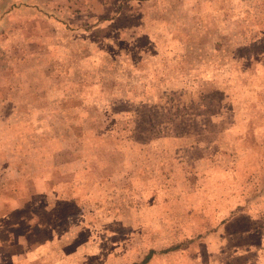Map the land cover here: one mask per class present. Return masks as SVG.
<instances>
[{
    "label": "rangeland",
    "instance_id": "374dc122",
    "mask_svg": "<svg viewBox=\"0 0 264 264\" xmlns=\"http://www.w3.org/2000/svg\"><path fill=\"white\" fill-rule=\"evenodd\" d=\"M176 244L264 264V0H0V264Z\"/></svg>",
    "mask_w": 264,
    "mask_h": 264
},
{
    "label": "trees",
    "instance_id": "16d2710c",
    "mask_svg": "<svg viewBox=\"0 0 264 264\" xmlns=\"http://www.w3.org/2000/svg\"><path fill=\"white\" fill-rule=\"evenodd\" d=\"M180 247V245L179 244H176V245H172V246H170V247H167V248H165V249H162V250H160V251H156V250H154V249H150L149 251H148V253L144 256V258L141 260V261H139V262H134V263H132V264H146V263H148L156 254H165V253H169V252H171V251H173V250H175V249H177V248H179Z\"/></svg>",
    "mask_w": 264,
    "mask_h": 264
},
{
    "label": "crops",
    "instance_id": "0c3cea01",
    "mask_svg": "<svg viewBox=\"0 0 264 264\" xmlns=\"http://www.w3.org/2000/svg\"><path fill=\"white\" fill-rule=\"evenodd\" d=\"M4 241V240H3ZM11 241H12V237H11ZM13 245V243H11V245L10 246H12Z\"/></svg>",
    "mask_w": 264,
    "mask_h": 264
}]
</instances>
